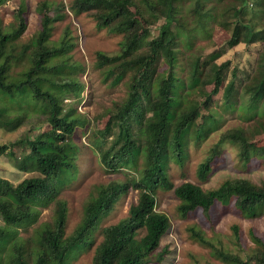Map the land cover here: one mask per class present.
I'll return each instance as SVG.
<instances>
[{"label": "trees", "instance_id": "1", "mask_svg": "<svg viewBox=\"0 0 264 264\" xmlns=\"http://www.w3.org/2000/svg\"><path fill=\"white\" fill-rule=\"evenodd\" d=\"M6 1L0 0V5ZM52 7L45 0L39 2L40 28L18 49L26 26L23 8L17 10L15 26L4 30L0 23V129L17 130L29 115L28 108L31 115H45L48 122L46 130L31 137L0 143V156L27 173L16 183L0 176V264H71L95 243L97 234L101 239L95 243L91 264H159L168 253L159 245L170 220L156 210L158 189L174 191L182 218L195 215L212 222L218 210L224 213L232 205L249 218L264 213V183L226 178L203 189L191 181L175 186L168 174L170 160L182 164L190 142L198 144L215 129L218 119L211 102L220 90L224 105L251 124L221 134L197 165L198 181L205 182L218 162L221 142L236 145L244 165L264 160V144H257L264 135V27L256 29L258 23L247 17H261L264 0H72L74 15L88 13L97 30L122 35L116 53L96 52L95 66L111 86L124 80L126 96L92 135L105 171L127 172L124 180L92 186L70 233L67 205L58 197L76 173L72 134L88 120L71 106H62L69 92L79 100L84 86L75 79L80 64L70 60L71 36L64 32L59 40L51 39L54 22L65 16L62 3ZM212 24L226 30L228 38L216 50L194 53L197 34L208 32ZM256 42L261 47L245 78L238 77L240 71L236 66L230 69L228 61L216 63L239 43ZM16 145L24 151L21 156ZM129 188L138 196L127 215L100 227ZM52 204L51 219L25 235L42 209ZM231 230L233 248L218 237H207L200 226L187 227L189 237L208 248L216 261L206 264H264V235L249 229L252 246L245 247L240 227L233 224ZM194 263L200 264L197 259Z\"/></svg>", "mask_w": 264, "mask_h": 264}, {"label": "rangeland", "instance_id": "2", "mask_svg": "<svg viewBox=\"0 0 264 264\" xmlns=\"http://www.w3.org/2000/svg\"><path fill=\"white\" fill-rule=\"evenodd\" d=\"M43 0H8L0 5V23L4 30L15 26L17 10L23 8V17L25 20V29L23 34L17 40V49L21 44L25 43L40 28V17L36 10L39 2ZM52 8L63 4L65 16L63 19L55 21L51 39L59 40L64 32L72 38L73 47L70 51V60L76 64H80L81 69H78L75 74V79L80 81L84 86L79 100L72 97L69 92L63 96L62 106L68 108L71 106L78 114L84 115L88 122L83 127H76L71 140L77 147L76 152V173L73 179L64 186L59 194V199L66 202L68 209V219L66 224V232L70 233L77 225L82 214V205L89 195V191L95 184L108 183L113 180H124L127 170H120L114 173L105 171L100 162L99 153L93 141V130L103 126L105 120L109 116V112L114 108L115 104L122 102L126 96L127 85L123 80L116 86H111L108 81L104 80L103 70L95 66L96 52L102 51L106 54H114L120 48L121 34H115L106 29L97 30L95 20L88 13L74 15L70 11L72 0H45ZM250 1V0H248ZM250 5L254 6L252 3ZM261 17H251L250 19L258 23L256 29L260 30L264 27L263 15ZM188 21L193 20V15L187 16ZM189 22H186L189 24ZM152 32H155L152 30ZM228 38L227 31L217 24L211 25L208 32L197 34L195 44L193 46L194 53L206 54L210 51L220 48ZM261 43L256 42L250 45L239 43L237 46L229 49L225 54L216 60V63L229 62V68L236 66L238 68V77L245 78L246 72H251L254 68L255 59L260 50ZM188 52L186 53V56ZM182 58H185L183 55ZM163 67V65H162ZM15 70H19L16 67ZM211 85L207 86L208 90ZM220 90L216 95H213L211 102V111L215 113V118L218 119L215 129L202 139L198 144L190 142L187 149V156L182 164L175 160L168 162V174L175 186L184 181L198 183L203 189H211L219 185L226 178H245L255 184L264 183V160L256 159L254 164L244 165L238 155L236 145L221 142L220 152H218V162H215L214 167L205 182H199L196 177V169L211 148H214L219 143L221 134L228 129L239 127H247L251 122H245L238 110H231L226 107L221 99ZM29 115L24 121V124L15 131H4L0 129V143L14 141L18 138L31 137L48 128L46 116L34 113L28 108ZM12 113H16L12 110ZM202 113L207 114L208 110L203 109ZM258 141V146L264 144V135ZM110 139H107L106 143ZM20 145L13 146L17 151ZM21 156L24 151H18ZM27 175V173L17 170L11 165V160L2 155L0 156V176L16 183ZM138 191L129 188V190L118 200L110 214L105 217L100 224V227L116 223L119 219L127 215L129 205L136 201ZM156 210L166 214L170 220L168 231L160 240L159 249L167 247L168 253L159 264H195L197 259L200 264H206L209 261L216 262L210 255L209 249L205 248L193 241L188 234L187 227L191 225L200 226L207 237L215 239L220 238L223 243L230 244L233 248L231 226L236 224L240 227L246 238L243 246L248 247L251 241L248 236L249 229L253 228L258 233L264 235V213L258 217H246L242 215L235 205L227 208L223 213L222 209L213 216V221H206L201 216L190 215L187 218H182L178 211V198L173 190H161L156 192ZM217 210V209H216ZM215 210V211H216ZM219 212H221L219 214ZM53 214V204L47 208H43L40 217L27 230L26 234L32 232L33 227L37 226L42 221H49ZM101 235H96L95 243L99 242ZM80 251L71 264H91L94 248L96 244ZM252 246V245H251ZM238 250L235 247L234 251Z\"/></svg>", "mask_w": 264, "mask_h": 264}]
</instances>
